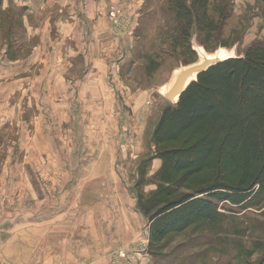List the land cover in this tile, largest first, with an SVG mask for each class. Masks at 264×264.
Wrapping results in <instances>:
<instances>
[{"label": "crops", "instance_id": "0c3cea01", "mask_svg": "<svg viewBox=\"0 0 264 264\" xmlns=\"http://www.w3.org/2000/svg\"><path fill=\"white\" fill-rule=\"evenodd\" d=\"M111 6L127 20L121 30L109 17ZM3 13L0 148L9 139L16 153L52 154L47 166L38 164L52 167L53 177L48 190L45 182L38 193L32 188L28 199L36 208L18 214L10 199L12 182L0 178V264L15 257L13 244L20 233L26 236L17 264H107L100 248L95 255L86 242L79 256L67 239L72 240L76 220L63 232L61 219L77 218L79 210L118 220L139 212L127 192L124 160L127 151L140 149L141 138L130 135L128 140L116 128L138 117L150 91L130 90L122 78L132 69L127 64L135 8L124 0H0ZM65 153L84 156L74 165L77 178H63ZM160 164L153 159L149 173ZM19 214L21 225L15 222Z\"/></svg>", "mask_w": 264, "mask_h": 264}, {"label": "rangeland", "instance_id": "374dc122", "mask_svg": "<svg viewBox=\"0 0 264 264\" xmlns=\"http://www.w3.org/2000/svg\"><path fill=\"white\" fill-rule=\"evenodd\" d=\"M124 1L127 6H134L137 20L130 44L132 49L129 48L131 62L127 64L131 63L129 67L132 69L123 75V82L130 90L137 87L150 90L138 117L130 122L121 121L116 127L128 140L130 135H140L141 138L140 149L133 153L127 151L124 160L126 175L130 180L127 192L136 199L137 194L145 195L156 186L154 176L159 168L149 173L152 160L155 159L151 134L162 111L168 105V102L156 93V87L169 79L175 67L197 58V54L190 49L191 41L201 45L207 52H213L219 45H236V55L242 54L252 44H264V0H208V12L213 15L215 21L222 19L220 24L218 22L217 30L210 34L199 31L194 19L187 27V18L176 13L178 0ZM192 1L185 0V5L189 7ZM0 19L2 33L6 24L4 13ZM3 144L0 148V178L7 179L8 184L9 181L12 182L13 186L9 191L15 212L18 214L30 207L36 208V202L28 199L32 188L38 193V188L41 190V184L45 182L48 190L51 183L48 178L53 177L52 167L42 169L38 162L44 161L47 166L48 161H53V155L39 157L36 154L16 153V147L10 145L9 139L4 140ZM77 156L70 153L62 155L63 163L67 166L62 170L63 178L79 176V171L74 165L82 161L84 156ZM3 163H6L7 168L1 169ZM12 164L14 167L10 168ZM16 164L18 168L15 167ZM221 211L225 215L222 231L211 233L208 230L188 229L181 234L170 236L160 253H153L149 248L148 220L141 212L118 220L109 216L94 217L89 211L79 210L77 218H63L61 225L65 232L66 226L71 221V224H74L76 220V225L72 226V240L67 238L70 234L65 233L63 236L71 242L79 256L84 254L85 242L93 245L95 255L100 248V252L107 258V264H113L112 260L118 250H124L128 257L122 262L134 259L135 264H264L261 254H254L247 260L242 258L234 242L241 239L245 247H250L253 241L263 235L259 226L264 223V216L260 211L239 210L229 205L221 206ZM22 220L20 214L15 218L18 225H21ZM45 220L53 223L51 218ZM56 224H59V221ZM240 233H243L242 237L239 236ZM18 236L19 239L13 245L15 251L20 253V247L25 245L26 235L20 233ZM17 252H14L15 257L16 254L18 256ZM15 257L9 256L3 264L22 263L21 258Z\"/></svg>", "mask_w": 264, "mask_h": 264}, {"label": "trees", "instance_id": "16d2710c", "mask_svg": "<svg viewBox=\"0 0 264 264\" xmlns=\"http://www.w3.org/2000/svg\"><path fill=\"white\" fill-rule=\"evenodd\" d=\"M178 1L176 13L187 18V27L194 19L199 31L210 34L222 22L208 12V0L189 7ZM243 53L200 73L176 104L168 103L152 131L153 158L161 164L155 188L137 194L136 207L147 217L153 253L188 229L222 231L221 206L264 216V44ZM259 229L263 235L250 247L234 241L242 258L264 257V223Z\"/></svg>", "mask_w": 264, "mask_h": 264}, {"label": "water", "instance_id": "95a60500", "mask_svg": "<svg viewBox=\"0 0 264 264\" xmlns=\"http://www.w3.org/2000/svg\"><path fill=\"white\" fill-rule=\"evenodd\" d=\"M219 46L213 52H207L201 45L191 41V49L197 54L195 61L180 64L175 67L169 79L156 87V93L165 99L169 104H176L181 94L192 83L197 81L198 75L205 72L210 67L222 63L229 59H241L242 54H234V47Z\"/></svg>", "mask_w": 264, "mask_h": 264}, {"label": "built area", "instance_id": "2783aa9c", "mask_svg": "<svg viewBox=\"0 0 264 264\" xmlns=\"http://www.w3.org/2000/svg\"><path fill=\"white\" fill-rule=\"evenodd\" d=\"M108 14H109V17H110V19H111V21H112V23L116 29L121 30V29H123L124 26H126V24H127L126 18L123 17L122 15H120L114 6L109 7ZM127 258L128 257L126 256V252H124V250H118L115 252L114 259L112 261H113V264H118V263H120V264H135L134 259L133 260L131 259L130 261L122 262L124 260H127Z\"/></svg>", "mask_w": 264, "mask_h": 264}]
</instances>
